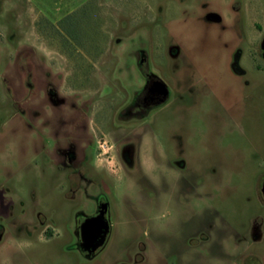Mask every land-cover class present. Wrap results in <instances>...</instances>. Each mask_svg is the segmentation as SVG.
<instances>
[{"label":"rangeland","instance_id":"rangeland-1","mask_svg":"<svg viewBox=\"0 0 264 264\" xmlns=\"http://www.w3.org/2000/svg\"><path fill=\"white\" fill-rule=\"evenodd\" d=\"M263 35L264 0H0V264H264Z\"/></svg>","mask_w":264,"mask_h":264},{"label":"water","instance_id":"water-1","mask_svg":"<svg viewBox=\"0 0 264 264\" xmlns=\"http://www.w3.org/2000/svg\"><path fill=\"white\" fill-rule=\"evenodd\" d=\"M261 49L264 57V38L261 42ZM156 85L157 91L161 96L160 102H165L168 98V88L166 84L161 80H158ZM261 192L264 195V181L262 183ZM106 212L107 205L102 203L98 207L97 214L84 218L80 223V248L89 256L93 255L106 241L109 231Z\"/></svg>","mask_w":264,"mask_h":264},{"label":"flooded vegetation","instance_id":"flooded-vegetation-1","mask_svg":"<svg viewBox=\"0 0 264 264\" xmlns=\"http://www.w3.org/2000/svg\"><path fill=\"white\" fill-rule=\"evenodd\" d=\"M206 16H207V19L209 21H214V20L218 21V22L221 21V18L219 16H217L215 13H207ZM262 29H263V27H262ZM263 38H264V35H263ZM263 38L260 41V47H261V42H262ZM262 53H263V51L261 49V57L264 59ZM232 67H233L234 71H237L238 73H242L241 69L238 66L237 60L233 61ZM145 77H146L145 85L143 86V89L141 90V94L139 95L138 98L134 99V101H133V106L137 107L140 110H149L153 107L160 106L166 102V101L160 102L161 96L159 95V93L157 91V85H156V82L159 79H157V77H155L154 75L147 74V73L145 74ZM83 253H85V252H83Z\"/></svg>","mask_w":264,"mask_h":264},{"label":"trees","instance_id":"trees-1","mask_svg":"<svg viewBox=\"0 0 264 264\" xmlns=\"http://www.w3.org/2000/svg\"><path fill=\"white\" fill-rule=\"evenodd\" d=\"M68 35L70 36V37H72V38H75V36L74 35H72L71 33H69L68 32Z\"/></svg>","mask_w":264,"mask_h":264}]
</instances>
